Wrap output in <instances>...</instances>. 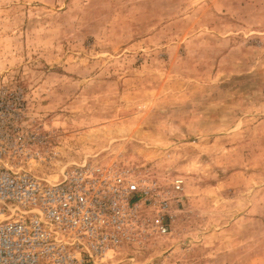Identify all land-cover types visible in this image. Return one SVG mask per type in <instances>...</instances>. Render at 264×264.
Returning <instances> with one entry per match:
<instances>
[{"label": "rangeland", "instance_id": "374dc122", "mask_svg": "<svg viewBox=\"0 0 264 264\" xmlns=\"http://www.w3.org/2000/svg\"><path fill=\"white\" fill-rule=\"evenodd\" d=\"M0 86L35 177L182 179L144 257L264 264V0H0Z\"/></svg>", "mask_w": 264, "mask_h": 264}, {"label": "built area", "instance_id": "2783aa9c", "mask_svg": "<svg viewBox=\"0 0 264 264\" xmlns=\"http://www.w3.org/2000/svg\"><path fill=\"white\" fill-rule=\"evenodd\" d=\"M19 88L0 86V264H191L144 257L170 235L182 179L169 187L115 163L74 165L58 181L24 170ZM158 259V260H157Z\"/></svg>", "mask_w": 264, "mask_h": 264}]
</instances>
